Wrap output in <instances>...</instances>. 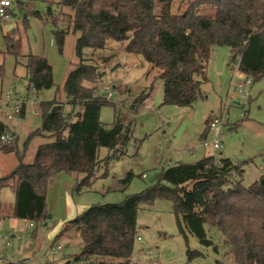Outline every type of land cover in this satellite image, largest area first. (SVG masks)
Masks as SVG:
<instances>
[{
	"label": "trees",
	"instance_id": "trees-1",
	"mask_svg": "<svg viewBox=\"0 0 264 264\" xmlns=\"http://www.w3.org/2000/svg\"><path fill=\"white\" fill-rule=\"evenodd\" d=\"M13 1L18 5L27 1L49 4L47 13L52 18L59 52L63 53L72 29L78 34V61L64 83L66 102L40 103L42 125L29 134L24 151L43 133L54 141L39 146L33 163H24L18 137L0 120V149L15 153L18 160L17 166L0 178V191H17L26 184L41 198L8 211L0 202V220L12 217L46 224L51 218L46 196L52 179L59 174L74 177L73 191L80 193L97 179L100 149L110 152L106 163L126 154L131 131L120 119L110 126L101 121V109L111 103L100 93L104 72L86 56L88 50L93 54L108 51L115 43L124 46L128 54L141 56L155 71L154 78L164 85L165 105L193 107L203 97L207 68L217 47L230 49V63L238 64L239 72L252 84L264 80V0H195L181 14L173 13L174 0H60L58 14L53 12V0ZM61 23H68L69 29H61ZM3 40L5 50H0V55L11 56L17 65H24L29 90L39 96L55 86L48 59L32 53L24 55L18 32L4 34ZM4 74V65L0 64V79ZM66 105L71 106L70 111ZM24 117L25 112L21 115ZM211 117L206 121L203 140L208 136ZM5 135L11 140L3 142L1 137ZM244 163L222 155L177 163L162 170L155 186L121 203L90 206L68 222L59 236H64L69 226L80 234L83 246L76 262L133 264L140 207L166 199L172 202L179 232L186 242L193 236L203 247L219 254L220 246L207 232L209 227L214 228L222 253L231 257V262L221 264H264V175L245 186ZM132 176L128 174L125 182ZM204 256L188 246L189 261ZM3 264L30 263L5 260Z\"/></svg>",
	"mask_w": 264,
	"mask_h": 264
},
{
	"label": "rangeland",
	"instance_id": "rangeland-1",
	"mask_svg": "<svg viewBox=\"0 0 264 264\" xmlns=\"http://www.w3.org/2000/svg\"><path fill=\"white\" fill-rule=\"evenodd\" d=\"M53 1V12L58 14L60 10L57 3L60 0ZM194 1L174 0L173 13L185 12ZM48 6L47 3L35 1H27L23 5L13 4L11 10L14 9V15L6 20L0 19L1 51L5 50L3 35L15 31L21 36L25 53L46 57L53 68L55 86L43 91L39 98L34 90L28 91L24 65H17L11 56L4 58L0 55V64L5 69L0 87L5 88L4 82H12V77L13 80L20 78L13 85L16 90L11 87L13 89L9 91L17 93L22 100L35 102L38 113L26 114L38 119H42V115L37 103L57 99L63 93L68 70L77 62L72 29L66 36L63 53L59 52L52 18L47 13ZM69 26L68 23L60 24V28L65 30ZM86 56L92 58L104 72L100 93L107 97L106 92H112L111 97H107L111 104L101 109V121L110 126L120 119L131 131L132 138L126 154L106 163L110 152L105 148L100 149L101 163L97 179L89 189L65 195L68 197L62 203L52 192L49 193L51 218L46 224L34 222L33 229H26L25 220L11 217L1 219L0 264L5 260L24 259L30 264H83L74 261L83 246L76 228L69 226L64 236H59L67 223L92 205L121 203L126 197L155 186L163 169L177 163H194L205 157L201 136L211 115H224L226 118L222 128L223 149L217 156L246 162L243 176L245 186H250L264 175V80L245 87L249 97L242 98L233 84L243 81L245 76L239 72L236 63H230L228 47L214 49L207 68L208 82L202 87L203 97L193 107L163 104L162 81L154 78L155 71L141 56L128 54L122 45L112 43L110 50L96 54L88 50ZM10 107L8 111L12 113L14 105L10 104ZM66 110L70 111L71 106L66 105ZM4 121L9 122L6 118ZM16 164L14 153H5L0 149V176L12 171ZM128 174L133 176L125 182ZM16 201L14 191L6 188L0 191V202L5 203L7 211L13 209ZM68 202L72 208L70 212L65 208ZM207 232L209 238L220 246L219 254L212 248L203 247L193 236H189L186 242L179 232L172 202L156 199L152 205H143L139 209L137 236L140 241L137 240L135 244L133 264L231 262V257L222 253L223 246L219 244L216 230L209 227ZM59 246L61 249H58ZM188 246L203 252L205 256L189 261Z\"/></svg>",
	"mask_w": 264,
	"mask_h": 264
},
{
	"label": "crops",
	"instance_id": "crops-1",
	"mask_svg": "<svg viewBox=\"0 0 264 264\" xmlns=\"http://www.w3.org/2000/svg\"><path fill=\"white\" fill-rule=\"evenodd\" d=\"M13 11H14V9H13ZM13 11H12V13H10V17H11V15H14ZM5 20H3V21H5ZM74 36L75 37L73 39H74V42H76L78 34H74ZM66 40H65V44H66ZM23 54L24 55H28V53H25L24 50H23ZM14 61H15V59H14ZM77 61H78V59H77ZM72 69H73V67H71L68 70L67 76H68L69 72ZM67 76H66V78H67ZM19 79L20 78H17V79L13 80V77H12V82L9 81V80L7 81L8 85L4 82V84L7 87L5 85H4L5 88L4 87H0L1 88L0 89V93H6V92L9 91V89H13V88L15 89V87H13V85L16 82H18ZM2 82H3V80H2ZM11 87H13V88H11ZM28 91H29V89H28ZM63 93H64V90H63ZM63 93L60 94L57 97V99H53V100H57L58 102L65 103L66 102V96H65V93L64 94ZM39 98H40V95H39ZM53 100H50V101H53ZM40 103H41L40 101H39V103H37V104H39V107H40ZM34 104H35V102L33 103V108L36 111L37 109L35 108ZM9 108H11L10 104H5V103H1L0 104V120H2L6 125L9 126L11 132H14L16 134V136L18 137V149H19V151L23 152L24 151V143H25L27 137L33 131H35V130H37V129H39L41 127L42 119H38V118H33V117H30V116H27V114L25 113V117L24 118H18L17 120L15 119V120L6 122V121H4L5 114L10 112V111H8ZM37 111H36V113H38ZM21 137L24 138V139L21 140ZM52 141H54V139L47 133H43L40 136L34 137L32 139V141L29 143L27 149L24 151V163H26V164L33 163V161L35 159V155H36L37 149L39 148V146L43 145V144H46V143H50ZM15 156H16V154H15ZM16 158H17V156H16ZM17 164H18V160H17ZM17 164L13 165L14 168L17 166ZM9 173H7V174H9ZM6 175H1L0 178L4 177ZM74 186H75V179H73L72 177H70L68 175H65V174H59L57 177L52 179L50 181L49 191H48V194L46 196L47 206H48L49 193L52 192L53 196L56 197V198H59V200L62 203L65 200V198L68 197V196H65V195H70V194L72 195ZM6 189H9V190L14 191L16 193L17 201L15 202V205H17V204H20V205H22V204H33V203H36V202L40 201V199H41L37 195H35L33 193V191L30 189V187L28 185H26V184H22L17 191L14 190V189H11V188H6ZM67 200H68V198H67ZM4 205H5V203H4ZM65 208H66L67 212H70L72 210L71 205H70L69 202L65 204ZM48 210H49V207H48ZM24 260H27V259H24ZM9 261H12V260H9Z\"/></svg>",
	"mask_w": 264,
	"mask_h": 264
},
{
	"label": "built area",
	"instance_id": "built-area-1",
	"mask_svg": "<svg viewBox=\"0 0 264 264\" xmlns=\"http://www.w3.org/2000/svg\"><path fill=\"white\" fill-rule=\"evenodd\" d=\"M14 1L13 0H0V18L1 19H8L10 17L9 10L13 8ZM237 68L239 67L238 64ZM232 84V83H231ZM235 89L238 91L240 96L244 99L249 97V92L245 89V87L252 85V80L245 76V79L239 83L233 84ZM107 97H111L112 92H106ZM13 104L14 110L11 113H6L5 118L8 121H12L16 118H21L23 112L25 113H34L36 111L33 108V103L29 102V100H22L16 93L13 94L11 91L6 93L0 94V104ZM226 118L223 116H215L212 115L211 120L208 124V131L209 135L211 136L208 139V136L205 140L202 141V146L206 151V156L208 157H216L217 153L223 149V142H222V128L225 125ZM3 142H8L11 140V137L5 135L1 137ZM27 221V220H26ZM1 224V223H0ZM35 224L32 221H27L25 224L26 229H33ZM4 237V236H3ZM1 238V235H0ZM140 241V238L137 239ZM58 249H61L59 246Z\"/></svg>",
	"mask_w": 264,
	"mask_h": 264
}]
</instances>
